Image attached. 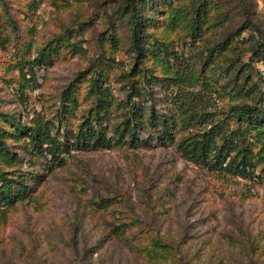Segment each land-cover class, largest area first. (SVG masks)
Listing matches in <instances>:
<instances>
[{"label":"rangeland","instance_id":"rangeland-1","mask_svg":"<svg viewBox=\"0 0 264 264\" xmlns=\"http://www.w3.org/2000/svg\"><path fill=\"white\" fill-rule=\"evenodd\" d=\"M5 1L16 23L0 38V112L22 125L36 118L55 124L64 91L73 83L79 98L68 124L74 130L92 106L89 78L95 69H101L103 87L115 104L127 99L126 74L134 62L127 0ZM170 1L172 7L191 2ZM204 1L211 2L215 26L204 28L195 44L180 26L171 27L168 9L157 14L156 32L167 38L178 59L153 64L157 77L149 84L141 81L148 95L142 93L136 101L160 112L174 110L180 88L173 78L189 60L198 76L191 90L202 92L203 82L209 86L210 94L195 106L198 111L221 117L236 102L256 104L258 97L232 99L227 93L234 53L228 49L208 58L206 52L213 47L216 52L228 35L239 36L241 54L235 62H250L247 76L264 91V60L251 59L241 41L251 36V29L244 30L249 23L264 40V0ZM57 38L67 39V45L32 70L19 71L23 59L39 58L42 48ZM115 104L108 116L117 120L120 108ZM0 127L8 128L1 116ZM12 148L19 160L6 169L39 181L28 178V197L0 214V264H264V178L208 171L174 143L71 147L60 167L30 155L31 147L22 139ZM116 228L123 232L120 236L113 233ZM152 233L173 246L175 259L150 251Z\"/></svg>","mask_w":264,"mask_h":264},{"label":"trees","instance_id":"trees-1","mask_svg":"<svg viewBox=\"0 0 264 264\" xmlns=\"http://www.w3.org/2000/svg\"><path fill=\"white\" fill-rule=\"evenodd\" d=\"M0 7L1 38L2 33L12 30L16 21L5 0H0ZM162 8L168 9L167 20L171 27L180 26L186 39L194 44L201 39L204 28L215 26L210 18V1L191 0L189 4L172 7L170 0H127L125 9L128 13L134 62L132 71L126 74L130 83L125 101L115 104L114 100L107 96L101 69H95L89 78L90 92L94 96L92 106L87 115L81 116L74 130L68 124L69 116L77 109L79 98L73 83L64 91L55 115V124L53 120L36 118L31 124L22 125L14 117H10L13 115L0 112L2 120L8 124V128L0 127V214L28 197L31 192L28 178H31L33 183L39 181V178L27 176L24 172L6 169L14 166L19 160L18 152L12 148V144L21 139L31 147L30 155L44 158L50 167L63 166L66 153L71 147L98 149L126 145L135 148L152 143H174L183 156L208 171L242 179L261 181L264 178V104L260 103L264 101V91L258 82L247 76L250 62H235L241 54L239 36L228 35L218 42L220 45L216 47L219 48L216 52L213 47L207 50L206 56L217 57L216 53L231 50L236 58H231L228 63L233 75L230 80L233 81L227 93L232 99L244 96L250 99L258 97L256 104L236 102L221 117L208 116V112L198 111L195 106L201 104V96L210 94L209 86L203 82L202 92L191 90L197 85L198 76L189 60L185 61L184 66L177 70L178 74L173 78L174 84L180 88L179 95L175 98L174 110L169 113L160 112L151 104L134 99L141 98L142 93L147 97L148 91L140 83L146 81L149 84L152 78L157 77L153 73V64L162 63L170 57L178 59L176 50L169 47L167 38L156 32L155 21L157 14L162 13ZM244 27V30L251 29L249 39H241L243 47H246L244 49L250 51L251 59L254 55L264 60V40L255 36L259 34V29L252 23ZM65 41L68 40L57 38L53 44L42 48L39 58L23 59L25 62H21L19 71L24 72L26 67L32 70L41 65L51 52L67 45ZM2 42L4 43L3 40ZM148 61H151V64L147 66ZM242 65L247 67L239 73ZM232 91L235 95H231ZM113 104L120 108V119L115 120L114 116H108ZM53 127L58 130L53 132ZM8 139L13 142L8 144ZM113 233L120 236L123 232L116 228ZM150 242V251L157 257H177L173 246L157 234L150 236Z\"/></svg>","mask_w":264,"mask_h":264}]
</instances>
